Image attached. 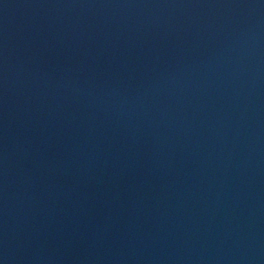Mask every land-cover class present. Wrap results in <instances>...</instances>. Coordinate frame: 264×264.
Segmentation results:
<instances>
[{
    "label": "water",
    "instance_id": "obj_1",
    "mask_svg": "<svg viewBox=\"0 0 264 264\" xmlns=\"http://www.w3.org/2000/svg\"><path fill=\"white\" fill-rule=\"evenodd\" d=\"M0 264H264V0H0Z\"/></svg>",
    "mask_w": 264,
    "mask_h": 264
}]
</instances>
